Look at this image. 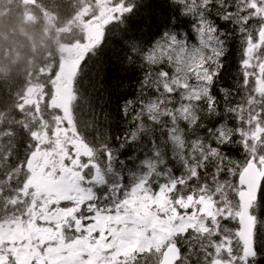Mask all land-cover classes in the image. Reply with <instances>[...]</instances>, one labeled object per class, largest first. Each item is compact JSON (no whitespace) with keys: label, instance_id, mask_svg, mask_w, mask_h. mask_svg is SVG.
Listing matches in <instances>:
<instances>
[{"label":"snow or ice","instance_id":"obj_1","mask_svg":"<svg viewBox=\"0 0 264 264\" xmlns=\"http://www.w3.org/2000/svg\"><path fill=\"white\" fill-rule=\"evenodd\" d=\"M0 94V264H264V0H80Z\"/></svg>","mask_w":264,"mask_h":264},{"label":"trees","instance_id":"obj_2","mask_svg":"<svg viewBox=\"0 0 264 264\" xmlns=\"http://www.w3.org/2000/svg\"><path fill=\"white\" fill-rule=\"evenodd\" d=\"M42 2L50 4L54 9H59L63 17L67 11L66 6L69 4L77 5L80 0H42ZM26 6L28 8L27 13L33 15L30 24H25L22 20L24 16L21 13L24 11V7H17L16 11L8 16L0 14V86L4 84L6 88L14 86L25 71L35 67L39 58L44 53L52 50L58 42L53 31L54 17L49 14L51 19L47 22V17L40 15L41 9L39 7H34L31 3H26ZM39 21L40 24H38ZM3 22H6L7 25L3 26ZM43 30L45 34L47 30L50 31L53 39L52 45L44 46L40 51L32 40L39 38ZM23 41L28 42V44L24 46ZM30 50L35 51L36 59H31ZM14 52L19 53V58L15 57ZM24 53L30 54L28 60L25 58Z\"/></svg>","mask_w":264,"mask_h":264},{"label":"rangeland","instance_id":"obj_3","mask_svg":"<svg viewBox=\"0 0 264 264\" xmlns=\"http://www.w3.org/2000/svg\"><path fill=\"white\" fill-rule=\"evenodd\" d=\"M28 14V13H27ZM41 14V13H40ZM45 17V16H44ZM50 16L49 15H47V22H49L50 21ZM38 24H40V21L38 22ZM4 25H7V23L6 22H3V26ZM48 32V34H47V37H50V33H49V31H47ZM46 36H44V34L42 35L41 34V36L39 37V38H37V39H35V41L33 42L35 45H36V48L38 49V50H40L41 51V49L44 47V46H50V45H52V39H53V37L51 36L50 38H47ZM56 38L58 39V37L56 36ZM34 48H35V46H34ZM34 48H32V49H34ZM30 53H31V50H30ZM24 56H25V58L28 60L29 58H30V54L29 53H24ZM31 58L32 59H36V54L34 53V54H32L31 53Z\"/></svg>","mask_w":264,"mask_h":264},{"label":"bare ground","instance_id":"obj_4","mask_svg":"<svg viewBox=\"0 0 264 264\" xmlns=\"http://www.w3.org/2000/svg\"><path fill=\"white\" fill-rule=\"evenodd\" d=\"M10 9L12 10V11H14L16 8H15V6H13V5H11L10 6ZM22 44L24 45V46H26L27 44H28V42H22ZM31 53L32 54H34L35 53V51L34 50H31ZM14 54H15V57L16 58H19V53L18 52H14ZM15 79H17L16 77H15ZM6 89V87L4 86V84H2L1 86H0V94H2L3 92H4V90Z\"/></svg>","mask_w":264,"mask_h":264}]
</instances>
